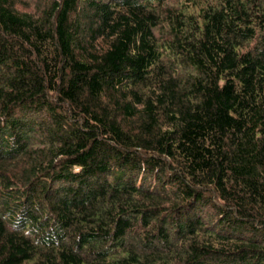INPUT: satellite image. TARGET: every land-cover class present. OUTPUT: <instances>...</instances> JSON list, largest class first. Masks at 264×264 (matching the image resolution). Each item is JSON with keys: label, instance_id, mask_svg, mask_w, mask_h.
Segmentation results:
<instances>
[{"label": "trees", "instance_id": "1", "mask_svg": "<svg viewBox=\"0 0 264 264\" xmlns=\"http://www.w3.org/2000/svg\"><path fill=\"white\" fill-rule=\"evenodd\" d=\"M0 264H264V0H0Z\"/></svg>", "mask_w": 264, "mask_h": 264}]
</instances>
